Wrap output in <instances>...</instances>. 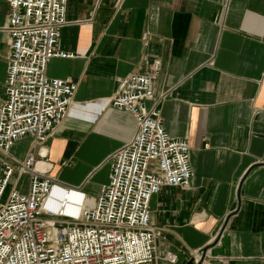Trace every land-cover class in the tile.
I'll return each instance as SVG.
<instances>
[{"label":"crops","instance_id":"0c3cea01","mask_svg":"<svg viewBox=\"0 0 264 264\" xmlns=\"http://www.w3.org/2000/svg\"><path fill=\"white\" fill-rule=\"evenodd\" d=\"M7 24L0 0V107ZM58 50L74 58L52 59L47 77L77 84L73 102L88 107L49 138L50 175L81 188L92 205L108 157L137 128L110 98L122 79L158 61L153 99L168 135L188 141L192 170L188 187H164L150 202L159 257L171 251L187 264L208 247L214 264H264V0H67ZM30 142H18L12 157L23 160Z\"/></svg>","mask_w":264,"mask_h":264},{"label":"built area","instance_id":"2783aa9c","mask_svg":"<svg viewBox=\"0 0 264 264\" xmlns=\"http://www.w3.org/2000/svg\"><path fill=\"white\" fill-rule=\"evenodd\" d=\"M66 3L6 0L10 53L0 107V264H177L171 251L158 255L161 232L151 225L150 202L164 187L189 186L190 146L163 126L160 101L152 94L158 61L149 73L122 79L110 98V107L130 114L137 128L108 157L107 182L92 205L81 188H67L50 175L49 138L73 111L88 107L73 102L77 84L46 75L52 59L74 58L58 50ZM27 138L24 159L12 157V148ZM209 251H193L189 261L214 264Z\"/></svg>","mask_w":264,"mask_h":264},{"label":"water","instance_id":"95a60500","mask_svg":"<svg viewBox=\"0 0 264 264\" xmlns=\"http://www.w3.org/2000/svg\"><path fill=\"white\" fill-rule=\"evenodd\" d=\"M227 220H228V219H227ZM215 243H217V241H215ZM215 243H214V244H215ZM187 264H193V263H192V261L190 260V261H188Z\"/></svg>","mask_w":264,"mask_h":264}]
</instances>
